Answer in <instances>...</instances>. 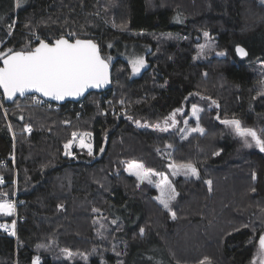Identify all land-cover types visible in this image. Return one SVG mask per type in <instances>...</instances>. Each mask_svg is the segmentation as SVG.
<instances>
[{
    "label": "trees",
    "instance_id": "1",
    "mask_svg": "<svg viewBox=\"0 0 264 264\" xmlns=\"http://www.w3.org/2000/svg\"><path fill=\"white\" fill-rule=\"evenodd\" d=\"M103 1L26 0L0 15V50L33 47L36 37L90 38L112 67L110 89L57 110L32 95L5 103L0 92V199L15 177L23 200L16 236L0 229V264H127L131 247L151 239L169 264H250L264 235V152L222 121L264 138V63L254 61L264 60V1L107 0L110 13ZM202 32L214 51L193 61ZM237 46L247 61H235ZM130 53L145 59L138 75ZM192 105L204 132L180 138ZM176 109L175 127L148 126L164 127ZM73 132L91 133L92 155L74 145L65 155ZM131 161L155 173L191 163L199 178L172 179L169 211L156 187L126 172ZM12 221L0 214V224Z\"/></svg>",
    "mask_w": 264,
    "mask_h": 264
},
{
    "label": "snow or ice",
    "instance_id": "2",
    "mask_svg": "<svg viewBox=\"0 0 264 264\" xmlns=\"http://www.w3.org/2000/svg\"><path fill=\"white\" fill-rule=\"evenodd\" d=\"M19 2L20 0H17L18 5ZM69 35L74 34L70 33ZM204 35L207 37L208 33L205 32ZM36 39L39 42L34 48L26 46L21 50H13L12 48L0 50V63H2V66H0V88L3 89V93L8 99L13 98L17 93L23 96L26 92L35 91L43 97L62 101L66 97H79L89 88H100L110 83L109 61L111 57H108L107 60L104 59L100 55L98 45L92 40L79 38L71 40L61 36L54 42L49 43L39 37H36ZM210 50H212L211 44L201 46L200 55H207ZM236 53L240 57L248 55L246 50L240 46L236 47ZM217 54L226 55L224 52ZM131 66L133 73H138L145 66V59L143 57H135L131 60ZM39 102V100L36 101V103ZM213 103L215 104L216 102L213 101ZM180 111L181 109L174 110L170 117L165 119L164 127H161L159 122L148 126L167 131L169 127H175L177 124L175 116ZM192 111L193 115H196L200 110L193 105ZM136 123L140 125L139 121H136ZM222 123L231 126L236 135L244 140L246 147L252 146L249 142V138H251V141L255 142L260 151L264 152V138L255 129L242 126L241 121L238 119H225ZM184 124L187 125L188 121L185 120ZM26 130L31 131L30 128H26ZM190 131L204 132V129L199 124L198 117L196 126L191 128ZM77 135L76 132L72 133L74 139ZM90 136L91 133L81 134L79 146L87 148L88 154L92 155V145L91 143H86L84 139V137ZM72 143L73 141L70 140L64 145L66 149L65 155L71 154L67 150L71 148ZM168 147H171V145H168ZM100 151L103 152L104 149L101 148ZM169 168L172 176L182 174L185 177L194 176L199 178L197 168L191 163L178 166L170 164ZM128 171L141 182L147 180L149 184L153 183V175L159 176L155 186L159 189L160 194L155 199L164 209L171 211V205L176 200L178 193L167 175L154 173L151 169H145L142 163L135 161L129 163ZM2 182V179H0V183ZM207 183L211 185V181H207ZM14 211V202L0 199V213L11 216ZM172 217L175 219L174 212H172ZM0 228L9 231V225L7 224H0ZM11 228L13 229L11 234L15 235V221H12ZM140 231L143 233L144 229ZM259 246L261 253L264 254V235L259 237ZM205 259L207 260V258ZM201 264H205V262L202 261Z\"/></svg>",
    "mask_w": 264,
    "mask_h": 264
},
{
    "label": "rangeland",
    "instance_id": "3",
    "mask_svg": "<svg viewBox=\"0 0 264 264\" xmlns=\"http://www.w3.org/2000/svg\"><path fill=\"white\" fill-rule=\"evenodd\" d=\"M25 1L26 0H20L19 5H18L17 4V0H0V15L2 14L4 16H6L8 14L7 13L8 11L16 10L17 8L21 7L25 3ZM257 1L263 3L264 0H257ZM110 3H112V2L110 1ZM103 4H104V7L106 8L105 10H107V8H109L108 7L109 2H107V0H104ZM180 19L181 18H179V17H175L174 21L179 22ZM204 33L205 32H202L201 42L197 46V50L194 53V55L192 56L193 61L205 60L214 51L216 40L208 32H207L208 33L207 37L204 35ZM165 36H168V35H165ZM207 44H211L212 45V50H210L207 53V55H200L201 46H204V45H207ZM129 52H137V51H135L134 48H129ZM135 57H143V55L142 54H132V53H130L129 55L127 54V56H124V58L129 61L130 65H131V60L134 59ZM237 57H238V60L235 59L236 62L242 61V60H246V61L248 60L247 59L248 56L240 57L239 55H237ZM254 61L255 62H259V64H256V65L263 66L262 63H264V60L254 59ZM144 68H145V66L138 73H133L132 66H131V72H132L133 75H138ZM192 107H193V105L190 107L189 116L187 118H185L184 121L185 120L189 121L190 119H192L194 121V125L189 126L188 124L187 125L183 124V127H182V129L180 131V134H179L180 138H185L190 133H193V132L190 131V129L196 126V120H197L199 111L196 113V115H193ZM197 109H200V107H197ZM80 136H81V134L77 135V137L72 140L73 143L71 145V148L68 149L67 151H71L73 145L75 147H80L79 146ZM84 139H85L86 143H91V145H92L91 136L90 137H84ZM163 151H165V150H163ZM131 162H133V161H131ZM131 162H129V163H131ZM135 162H137V161H135ZM129 163L126 164V168L125 169H126L127 173L132 174L130 171H128ZM137 163H140V162H137ZM172 165H174V164H172ZM174 166H178V165H174ZM158 174L167 175L171 182H172V179L177 177V176H184L182 174L181 175H177V176H172L171 169L169 168V165H168V170L166 172H161V173H158ZM188 177H194V176H188ZM152 180H153V183L151 185L156 187L155 185H156V182L159 180V176L153 175L152 176ZM138 181L141 182L140 180H138ZM144 182H147V180H145ZM156 189H157V195L154 197V199L157 196H159V194H160L159 193V189L157 187H156ZM155 201L157 203H159L156 199H155ZM0 214H2V213H0ZM170 214H171V217H172V212H170ZM204 223L206 224L207 220H205ZM203 238L205 240H207L208 237H206L204 235ZM75 254L78 255L77 253H75ZM34 262H35V264H39L38 259H35ZM34 262H33V264H34ZM204 262H205V264H211V263L206 262V261H204ZM263 262H264V254L261 253L260 246H259L258 250H257V253L254 256V258L252 259L250 264H263ZM127 264H169V263L167 262L166 258L164 257L163 250L151 239L149 241V243H147L144 246L133 245L131 247L130 253H129V257H128V260H127ZM199 264H201V263H199Z\"/></svg>",
    "mask_w": 264,
    "mask_h": 264
},
{
    "label": "water",
    "instance_id": "4",
    "mask_svg": "<svg viewBox=\"0 0 264 264\" xmlns=\"http://www.w3.org/2000/svg\"><path fill=\"white\" fill-rule=\"evenodd\" d=\"M60 38V37H59ZM67 38V37H66ZM58 39V38H57ZM77 39V38H75ZM73 39V40H75ZM79 39H90V38H79ZM56 39H54L52 42H54ZM92 40L93 42H95L93 39H90ZM52 42H49V43H52ZM96 43V42H95ZM38 44V43H37ZM36 44V45H37ZM97 44V43H96ZM34 45L33 48L36 46ZM98 45V44H97ZM99 47V51H100V46L98 45ZM100 55L102 56L101 54V51H100ZM103 57V56H102ZM104 58V57H103ZM105 59V58H104ZM107 60V59H106ZM0 66H2V63H0ZM112 67H111V64L109 62V73H110V76H109V79H110V83L106 84V85H103L102 87L100 88H89L83 95L79 96V97H66L64 100L62 101H56L52 98H49V97H43L40 93H37L35 91H29V92H26L23 96H21L19 93L16 94V96H14L13 98L11 99H8L7 97H5L4 93H3V89L0 88V92L2 94V97H3V100L5 103H12L16 98H24L25 96H28V95H36L38 96L39 98L45 100V101H48V102H53V103H56V104H64L66 102H78L80 100H82L87 94L91 93V92H97V93H102L104 91H107L108 89H110L111 87V81H112ZM264 264V262H263Z\"/></svg>",
    "mask_w": 264,
    "mask_h": 264
},
{
    "label": "built area",
    "instance_id": "5",
    "mask_svg": "<svg viewBox=\"0 0 264 264\" xmlns=\"http://www.w3.org/2000/svg\"><path fill=\"white\" fill-rule=\"evenodd\" d=\"M37 100H39L40 102L36 103ZM32 103L35 104V105H38L39 107H41L43 109H50V110H57L59 105H61V104H56V103H53V102L45 101V100L39 98L36 95H32ZM27 128H29V126H27ZM0 166H4V164H0ZM0 179H2V181H3L2 183H5V179L2 176H0ZM12 186H13V193H12L11 197L8 200H11L12 202L15 203V211L13 212L12 215H13V221H15V228H16V224L18 223L17 207H19L20 205L23 204V200L22 199H18V197H17V194H16V179H15V177L12 180ZM15 228H14V231H15ZM0 229H2L3 233H5L6 235H12L11 231L13 229L11 228L10 225H9V231H5L3 228H0ZM13 236H16V232H15V235H13Z\"/></svg>",
    "mask_w": 264,
    "mask_h": 264
},
{
    "label": "bare ground",
    "instance_id": "6",
    "mask_svg": "<svg viewBox=\"0 0 264 264\" xmlns=\"http://www.w3.org/2000/svg\"><path fill=\"white\" fill-rule=\"evenodd\" d=\"M66 130V129H65ZM68 135V134H67ZM60 137H62V136H60ZM17 247V246H16Z\"/></svg>",
    "mask_w": 264,
    "mask_h": 264
},
{
    "label": "crops",
    "instance_id": "7",
    "mask_svg": "<svg viewBox=\"0 0 264 264\" xmlns=\"http://www.w3.org/2000/svg\"><path fill=\"white\" fill-rule=\"evenodd\" d=\"M2 214H4V213H2Z\"/></svg>",
    "mask_w": 264,
    "mask_h": 264
}]
</instances>
